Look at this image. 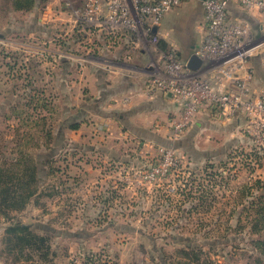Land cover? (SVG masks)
Wrapping results in <instances>:
<instances>
[{
	"label": "rangeland",
	"instance_id": "rangeland-1",
	"mask_svg": "<svg viewBox=\"0 0 264 264\" xmlns=\"http://www.w3.org/2000/svg\"><path fill=\"white\" fill-rule=\"evenodd\" d=\"M60 1L57 6L53 0H40L50 5V11L41 10L37 17H44L45 30L57 40L52 48L64 55H58L59 63L66 60L63 53L67 48H73L70 52L75 58L69 60L75 76V92L69 94L72 101L66 104L65 94L61 92L55 97L47 95V103L44 102L47 108L41 110L40 106H34L33 92L9 91L4 93L5 99L3 93L0 98L5 104L1 116L6 113L0 121L1 165L27 156L25 161L36 159L41 171L42 186L36 200L14 215L37 232L50 234L48 244L57 254V264L85 261V256L91 254L100 255L103 264H118L120 255L116 256L120 253L126 254L130 264H258V258L264 256L251 238L264 240V221L257 203L259 195L264 193L257 187L259 182H264V151L250 141L249 145L230 147L211 160L201 161L198 157L191 160L184 156V176H180V184L176 181L175 192L168 190L171 184L166 181L141 189L127 186L124 173L116 171L125 172V168L152 163L161 145L134 138L133 130L141 125L136 120L121 121L122 112L115 108L110 97L108 102L95 101L100 95L98 86L105 89L104 74L97 86L86 88L82 97L83 88L79 86L82 68L87 63L94 65L97 53L91 54L95 45L87 41L84 28L75 33L74 38H80L79 41L70 42L76 19ZM87 1L72 0L76 8L83 7ZM11 6V0H0L1 24H6L8 18L17 26L20 21H32V17L25 18L28 13L8 11ZM47 34L42 38L48 37ZM31 41L27 43L32 44ZM50 45L42 44V47ZM188 48L186 44L187 52ZM153 50L151 44L146 47L145 51L151 53L148 58L145 55L147 65L156 61ZM14 71L18 77V69ZM118 104L124 105L121 100ZM65 123L79 125L72 131L80 134L70 144L67 136L57 139L55 134L71 132ZM241 132L244 136V131ZM22 134L26 135L21 138ZM10 135L13 140L8 138ZM149 151L153 156L146 155ZM248 188L253 189L254 195L244 193ZM253 202L258 205L251 207ZM34 205L36 210L31 208ZM138 214L142 215L138 217ZM2 223L0 247L4 248L1 241L7 223L3 220ZM142 231L145 234L141 235ZM7 256L10 263L0 255V264H40L33 252L24 253L18 261H15L17 253Z\"/></svg>",
	"mask_w": 264,
	"mask_h": 264
},
{
	"label": "crops",
	"instance_id": "crops-1",
	"mask_svg": "<svg viewBox=\"0 0 264 264\" xmlns=\"http://www.w3.org/2000/svg\"><path fill=\"white\" fill-rule=\"evenodd\" d=\"M53 2L54 5L60 6V0H53ZM105 3L106 0L102 1L103 6ZM7 10L13 13H28L25 18L30 20L32 17V21L30 23H26L29 21H20L17 26L8 18L6 24L0 23V27H3L2 32H0V84L3 85V88H0V98H2L3 93V99H5L4 93L9 91L11 93L15 91L19 93L33 92L35 95L33 96L34 106H40L41 110L47 108L44 104V102L47 103L45 99L48 98L47 95L55 97L61 92L65 94L66 104L69 100L72 101L73 96L70 97L69 94L73 92L71 95H74L75 76H73L72 63H69V60L75 58L70 52L73 48L71 50L67 48L66 52L63 53L67 56L66 60L61 59L59 63L58 57L64 55H60V52L52 48L54 43L57 44V40L45 30L44 17H37V13L41 10L50 11V5L36 0V6L30 12L17 11L12 6L8 7ZM228 20L232 23L246 21L252 26L256 37L264 36V15L258 10H246L232 1L228 9ZM74 24L72 29L74 35L70 42L75 44L76 40L79 41L78 39H80L74 38L75 33L79 31L82 25L76 22ZM87 27L86 29L83 27V32L85 30L87 41L95 45L94 53L91 54L97 53L95 57L97 59L96 62L93 61L94 65L87 63L85 68H82L83 76L81 79L79 77V86L83 88L82 97L87 92L86 88L92 89L93 85L97 86L101 75L104 74L107 77L103 83L105 89H102L103 87L100 85L98 86L100 95L95 101L108 102L110 97L116 106L115 108L122 112L119 113L121 121L130 123V121L136 120L135 122L141 126L133 130L132 135L138 141L147 139L150 142H156V144L160 143L161 146H175L183 156L190 157L191 160L198 157L201 161L211 160L222 155L230 147L250 144L251 140L246 134V137L243 136L241 132V130L244 131L243 119L214 118L208 112L196 119L191 129L172 144L167 138L168 121L171 116L179 112L181 104L169 95L158 93L150 97L147 94L148 65L145 55L148 58L149 54L136 47L132 34L128 32L109 36L101 27ZM155 32L169 48L175 49L184 61H188L196 49L201 46L207 33V21L200 0L187 3L181 9L167 14ZM44 33H48V37L45 39L42 38ZM24 36L26 39L28 38L27 41L23 39ZM30 40H32V44L27 43ZM42 44L51 45L47 48L42 47ZM186 44H189L188 52L185 50ZM12 49L17 51H12ZM90 50L91 48L88 54ZM87 57L90 58V55ZM51 59H54V62ZM77 60H81V58H77ZM44 64L45 66L50 64V67H44ZM93 66H96L94 72H92ZM252 66L255 70L253 90L258 92L264 88V55L256 56L252 60ZM16 69L19 71L18 77L14 74ZM44 94H46L45 97ZM127 98L130 99L129 103H125L126 100H123ZM119 100L124 105L118 104ZM3 101H0V111L5 108ZM5 115V112L2 116L0 113V121L4 120ZM112 115L110 116L112 117ZM114 115L118 114L115 113ZM65 125L71 132L66 134L64 131L58 134L60 131H57L55 132L56 138L65 139L67 136L66 140L69 141L70 139L69 144L70 142L73 143L74 136L80 133L72 131L68 123ZM25 135L22 134L20 137ZM8 138L13 140L11 135ZM40 154L42 155V153ZM146 155L153 156V152L149 151ZM1 163L0 161V165ZM194 171L197 169L194 168ZM263 184L264 182L261 183L262 186ZM31 208L36 210L35 205ZM99 215H104V213ZM141 215L138 214V217ZM3 229H0V236ZM142 234H145L144 231L141 232ZM119 255L118 264H130L131 261L125 256L126 254L120 253L116 257L118 258Z\"/></svg>",
	"mask_w": 264,
	"mask_h": 264
},
{
	"label": "built area",
	"instance_id": "built-area-1",
	"mask_svg": "<svg viewBox=\"0 0 264 264\" xmlns=\"http://www.w3.org/2000/svg\"><path fill=\"white\" fill-rule=\"evenodd\" d=\"M192 1L196 0H106L103 6L100 0H88L83 7L76 8L72 0H62L78 24L101 27L109 36L128 32L136 47L144 51L149 44L153 45L157 58L147 67L146 92L150 97L171 94L181 104L179 112L168 121L170 141L182 138L195 120L208 112L214 118L243 119L245 134L264 151V88L253 90L252 66L256 56L264 55V36L256 37L246 21L228 20L232 1L264 15V0H200L207 33L194 52L202 61L194 71L175 49L160 48V38L154 32L167 14ZM155 153L152 163L116 172L124 173L129 187L141 189L166 181L171 184L168 190L175 192L176 181L180 184V176H184L185 157L174 146H159ZM74 264L98 262L85 260Z\"/></svg>",
	"mask_w": 264,
	"mask_h": 264
},
{
	"label": "trees",
	"instance_id": "trees-1",
	"mask_svg": "<svg viewBox=\"0 0 264 264\" xmlns=\"http://www.w3.org/2000/svg\"><path fill=\"white\" fill-rule=\"evenodd\" d=\"M12 7L17 11L30 12L36 6V0H11ZM88 28L87 26H81V28ZM81 30V29H80ZM159 47L163 50L170 49L162 40L159 42ZM71 130H77L79 128L78 123L69 125ZM50 133L47 136L50 137ZM20 145V144H19ZM27 156L22 159H15L14 162H6L0 165V228L2 220L7 223L4 230V237L1 241L0 255L5 256L7 263H10L7 259V254L17 253L19 258L24 256L26 252H33L39 258L40 264H57L55 257L57 254L52 252L50 245L48 244V232L41 234L37 230L33 229L29 225H26L18 220L15 213L24 211V209L36 198L37 192H40L42 186V180L40 178L41 171L39 168V162L35 160L25 161ZM257 186L259 189L264 190V184L261 182ZM244 191L246 195H254L252 188ZM248 193V194H247ZM36 200V199H35ZM257 203L258 213L261 216V220L264 221V193L259 195ZM253 202L251 207L258 205ZM259 223L260 219L258 217ZM264 223V222H263ZM251 242L256 243V248L260 254L264 256V240L252 239ZM185 255L188 253L184 252ZM86 261L89 263L98 262L103 264V260L100 255L91 254L85 256ZM20 260V259H19ZM261 257L258 258V264H262Z\"/></svg>",
	"mask_w": 264,
	"mask_h": 264
},
{
	"label": "water",
	"instance_id": "water-1",
	"mask_svg": "<svg viewBox=\"0 0 264 264\" xmlns=\"http://www.w3.org/2000/svg\"><path fill=\"white\" fill-rule=\"evenodd\" d=\"M155 31H156V29H155ZM154 31V32H155ZM202 65V61H201V59L196 55V54H192L191 55V57L189 58V60H188V68L189 69H191V70H197L200 66ZM169 96H171L172 97V95L171 94H168ZM172 144L174 143V142H172V141H170ZM171 143H170V145H171ZM175 147V146H174Z\"/></svg>",
	"mask_w": 264,
	"mask_h": 264
}]
</instances>
